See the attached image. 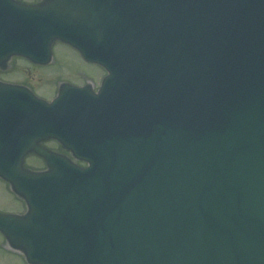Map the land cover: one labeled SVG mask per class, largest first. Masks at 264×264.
<instances>
[{
	"label": "water",
	"instance_id": "water-1",
	"mask_svg": "<svg viewBox=\"0 0 264 264\" xmlns=\"http://www.w3.org/2000/svg\"><path fill=\"white\" fill-rule=\"evenodd\" d=\"M58 40L112 73L99 93L0 108L55 122L0 140L29 209L0 213L11 247L30 264H264V0H0V62L46 63ZM30 152L49 170L25 169Z\"/></svg>",
	"mask_w": 264,
	"mask_h": 264
},
{
	"label": "flooded vegetation",
	"instance_id": "flooded-vegetation-1",
	"mask_svg": "<svg viewBox=\"0 0 264 264\" xmlns=\"http://www.w3.org/2000/svg\"><path fill=\"white\" fill-rule=\"evenodd\" d=\"M22 2L34 4L41 0H20ZM64 46V44L62 45ZM65 47L70 48L65 45ZM74 55L71 62L62 63L57 67H53V60L48 64H37L32 60L23 56H14L7 62L0 64V103L12 105L18 108H29L33 105L34 95L47 101H52L59 93L61 87L65 84L75 85L78 87H89L94 91H98L103 78L106 76V70L97 64L85 61L79 53L71 48ZM55 56V55H54ZM59 69L63 70L64 77L56 78L55 73ZM51 70V71H50ZM60 75V74H59ZM58 75V76H59ZM5 127L0 126V136L5 138L3 134ZM26 127L15 126L12 132L16 134L26 131ZM19 136H24L20 134ZM14 138V135H7ZM50 149L64 153L65 150L55 139L44 141ZM49 144H54L51 146ZM0 200L14 201L21 206L25 205L24 201L14 194L8 183L0 179ZM15 212L8 209L3 212Z\"/></svg>",
	"mask_w": 264,
	"mask_h": 264
},
{
	"label": "rangeland",
	"instance_id": "rangeland-1",
	"mask_svg": "<svg viewBox=\"0 0 264 264\" xmlns=\"http://www.w3.org/2000/svg\"><path fill=\"white\" fill-rule=\"evenodd\" d=\"M54 62L53 67H57L62 63L71 62L74 61L73 57L74 55H77V53L72 52V50L68 47L62 46V44H57L55 50H54ZM51 71V70H50ZM64 71L59 69V71H56V78H63ZM60 74V75H59ZM59 75V76H58ZM51 146H55L54 144H49ZM26 165L33 169H42L45 167L44 162L37 158L36 156H29L26 161ZM2 202L0 200V209L1 210H8V209H17L20 208V204L14 201H5ZM7 240L0 234V264H26L23 257L15 252L14 250H11L8 247Z\"/></svg>",
	"mask_w": 264,
	"mask_h": 264
}]
</instances>
